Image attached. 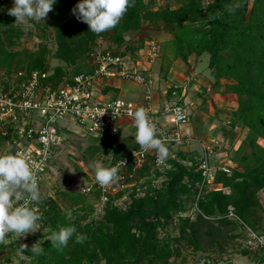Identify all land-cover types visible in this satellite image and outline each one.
I'll list each match as a JSON object with an SVG mask.
<instances>
[{
  "label": "trees",
  "instance_id": "obj_1",
  "mask_svg": "<svg viewBox=\"0 0 264 264\" xmlns=\"http://www.w3.org/2000/svg\"><path fill=\"white\" fill-rule=\"evenodd\" d=\"M162 1L165 3L157 6V0H134L114 28L96 34L89 31L86 22L78 20L73 14L72 9L78 0H56L47 14V20L39 26L40 30L44 29L41 36L45 38H41L35 51H28L26 63L21 51L10 48L25 34L24 28L15 23V16L8 10L1 12L0 68L5 69L7 74L12 71L28 74L36 70L43 85L57 87L67 80L72 81L75 75L92 71L86 55L98 45V38L117 45L115 50L118 52L136 56L147 38L156 37L146 34L138 41L129 37L128 33L132 30L140 32L161 23L177 42L176 58L187 61L191 55L209 53L208 67L216 77L214 90L218 89L220 78L233 80L225 87L226 92L237 95L238 106L226 122L232 128L231 142L235 133L233 128H248L245 138L231 157L241 169L215 167L207 180L196 154L180 149L175 151L170 147L172 153L167 161L170 167L163 173L151 171L149 163L136 170L137 182L146 177L136 186H147L143 188V195H138L134 189L125 208L110 199L101 218H92L85 223L81 220L89 218L92 206L83 193H63L69 206L75 207V213L77 210L83 212L70 217L63 212L61 204L49 196L44 199L47 208L42 207L41 212L37 210L43 226L49 227L38 242L43 246L44 253L35 255L30 250L26 251L30 256L27 264H172L170 258L175 253L173 243L159 238L158 229L170 223L173 212L186 210L189 197L194 198L201 186L198 206L203 214L196 213L194 220L180 217L179 237L195 249L202 248L201 225L236 224L225 216L229 205L234 206L241 219L250 221L257 229L263 210L258 192L264 188V147L258 142L259 138H264V0H253L250 8L249 0H209L207 3L202 0ZM7 2L0 0V7ZM11 7L13 5L8 9ZM229 8L234 10L229 11ZM49 30L53 32L56 43L54 51L45 40ZM51 55L61 63L52 67L49 61ZM162 70L165 72L166 66L164 69L161 66ZM110 88L104 87L103 92L107 93ZM8 137L9 134L6 135ZM110 150L113 156L107 167L127 152L114 147ZM104 151L97 144L88 147V153L93 154L91 156ZM150 174L152 178H147ZM160 175L164 179L160 186L155 187L152 183ZM124 192L121 191L119 196ZM95 196L100 197L99 190ZM68 225H75L76 232L86 238L77 243L74 234L63 250H57L47 237L51 231ZM205 234L218 242L211 228Z\"/></svg>",
  "mask_w": 264,
  "mask_h": 264
},
{
  "label": "built area",
  "instance_id": "obj_2",
  "mask_svg": "<svg viewBox=\"0 0 264 264\" xmlns=\"http://www.w3.org/2000/svg\"><path fill=\"white\" fill-rule=\"evenodd\" d=\"M97 44L95 49L86 55L92 71L75 75L72 81L67 80L57 87H52L42 84L39 71L35 70L28 74L18 71L20 87L13 85L12 89L0 88V144L4 140L7 141L8 144H12L14 154L27 158L37 175L38 186L44 180V174L55 158L56 147L66 131L115 140L121 132L122 123L127 122L135 129L133 116L129 113H134L140 107L146 110L156 128L158 138L168 147V156H171L170 147L174 149L195 140V137L183 128L191 120L192 104L182 100L181 95L177 98L171 97L179 85L172 84L163 88L165 96L155 104L153 96L156 78L152 66L161 55L157 39L147 38L136 56L118 52L115 50L117 45H110V42L101 37L98 38ZM41 76L45 77V74ZM108 77H121L143 85L144 102L126 100L118 96L107 100H102L101 97L93 99L94 91L101 92L104 88L101 87L100 81ZM61 122L66 124L61 125ZM8 134L9 137L6 138ZM203 147L205 153L203 157L201 156L200 167L205 179L209 180L214 167L206 156L209 146ZM167 161L168 157L157 163V153L154 149H133L112 162L111 166L118 168L119 179L115 183L101 186L97 182L93 187L100 191L99 198L103 201L105 199L103 202L105 204L110 200L109 188L114 190L118 188V192L125 191L123 198H130L134 189L138 195H143L145 193L143 188L147 186L136 187L143 182V180L137 182L136 170L144 163H149L151 171L163 172L170 167ZM128 178L132 180L129 181ZM201 194L202 186L194 197L192 211L178 216L194 220L196 213H202L198 206ZM30 205L34 206L28 201L27 206ZM225 216L239 226L242 233L241 248L254 256L253 260L244 264H264V232L256 230L241 219L233 205H229ZM170 223L177 226L179 218L172 216ZM192 249L189 264H236L228 253L195 252Z\"/></svg>",
  "mask_w": 264,
  "mask_h": 264
},
{
  "label": "rangeland",
  "instance_id": "obj_3",
  "mask_svg": "<svg viewBox=\"0 0 264 264\" xmlns=\"http://www.w3.org/2000/svg\"><path fill=\"white\" fill-rule=\"evenodd\" d=\"M157 6H160L161 4L165 3V1L157 0ZM204 3H207L209 0H202ZM253 0H249V8L252 5ZM14 3V0H8V2L3 6L0 7V14L1 12H6L10 6H12ZM174 5V4H173ZM48 15L44 18V20L40 21H32L31 27L28 30H24L25 34L22 36V38L18 41V43L14 46H10L11 49L21 51V56L23 57V62L26 63L27 60V53L28 51H35L38 47L39 42L41 41V38H45L42 32L44 31L43 28L40 30V25L42 23H45L47 20ZM15 23L16 17H15ZM19 24V23H18ZM22 26V25H21ZM40 26V27H39ZM150 28L153 33L156 35V39L159 42L161 55L160 58H156L154 64L156 63V68L161 65L163 67H168L171 61H173V58H176L175 53L177 52V42L172 36H166L163 37V35L156 30L168 32L166 28L163 27V25L155 24L153 27H146ZM158 28V29H157ZM145 31V30H141ZM156 31V32H155ZM162 31V32H163ZM140 32L136 33V37L134 39H138L141 35H139ZM129 35V34H128ZM130 37V35H129ZM154 38V37H153ZM48 43V45L51 47L52 51L56 49V43L54 40L53 32L49 30L47 32V38L45 39ZM139 41V39H138ZM197 59L194 57L192 58V63H195L196 65V74L200 75L203 73V67H207L209 64V53H203L202 58L200 56H197ZM50 65L53 67L57 65L58 63H61L58 59L54 58L53 55L49 56ZM202 62V63H200ZM198 70V71H197ZM163 71V70H162ZM209 71V68L207 69ZM212 71V70H211ZM190 72V70H189ZM191 73V72H190ZM188 73L189 75H192ZM17 72H10V74H7L5 69L0 68V88L9 89L13 87V85H19L21 84V80L19 82V77L17 76ZM214 73H212V76L208 78L209 84L213 83L216 80V77ZM162 76V74L160 75ZM202 78V77H201ZM156 81V80H155ZM204 83V82H203ZM141 87V90L139 93L137 92H129L126 89H122L121 92L115 91L113 95L117 94L118 97L124 98L126 100H132V101H140L145 92V87L141 86V84H138ZM203 87H206L207 90L209 88L210 92L213 91V85L212 87L210 85H202ZM102 87V84H101ZM105 87V86H104ZM201 87V89L203 88ZM191 87H189L190 89ZM194 87L192 91L189 92V95H194L197 98H199V101H202L201 98H205L203 96V92H200L198 89H195ZM103 92V89L102 91ZM192 92V93H191ZM194 93V94H193ZM199 93L201 96H198ZM203 93V94H202ZM224 93H226V87L222 88L220 94L215 95V93L210 94V100H204V103L202 105L203 109L198 106L196 109L200 110L201 112L197 111L194 113L191 117V122H193V125L196 127V134L199 133L200 137L199 139L202 141H206L207 145L209 146V150H207V158H209V161L214 167L223 159V157H232L234 155L233 152V145H230V138L231 133L230 129L228 127V124L226 126L223 125L224 120L226 121L229 119V116L233 109L237 108L238 101L235 100L234 104H231V100L227 99V96H224ZM100 93L94 91L93 99L97 97ZM198 94V95H197ZM111 94L104 93L102 96V100H107L109 98L114 97ZM181 95L180 89H176L174 95H172V98H177ZM208 95V96H209ZM116 96V95H115ZM190 99H192L190 97ZM227 123V122H226ZM66 124L65 122H61V125ZM187 126H184L183 128L185 130H189L191 127V124ZM214 124L215 126H212ZM128 125V124H127ZM212 126V127H211ZM239 128H242L240 126H237L238 131ZM206 129L208 132L204 131ZM220 129L224 135L229 134V137L227 136V140L223 142V139L216 138L214 139V135L216 131ZM199 131V132H198ZM229 131V132H227ZM232 131V130H231ZM135 129H133L130 125H128L126 128L122 129L121 133L118 135L117 139L115 140H109L108 138H94L92 139L89 135H81L80 133L76 131H66L64 135L61 136V142L56 147L55 152V158L52 161L51 165L48 167V170L44 174V180L39 186V190L41 193V199L39 201H30L33 203V207H36L38 211H43V208H47L45 205L44 199L51 196L55 198L62 206L63 212L66 213L69 217L74 216L76 214L81 215L83 212L80 210H77L75 213V207L71 208L69 206V202L65 200L64 192L67 191H77L80 193H83L86 196V201L91 204L92 208L89 211V218L88 219H82L81 223H85L89 221L92 218L99 219L103 216L105 213V203L104 201L98 197H96V192L98 189L93 187V184L97 183L95 179V170L93 167L94 162H100L103 166L107 167V163L113 156L112 150H110V147H114L115 149L119 151H125L129 150L130 146V140L134 137ZM239 137V133L237 135V132L234 133V138ZM245 138V137H244ZM243 138V139H244ZM243 141V140H242ZM235 142V140H234ZM242 143V142H241ZM91 144H97L102 146L106 151L99 152L95 154L94 156H91L90 152L88 153V147ZM0 151L2 155L5 154H14V149L12 147V144H8L7 141H2L0 144ZM129 145V146H128ZM198 140H194L188 145L184 146H176L174 148L175 151H177L176 148L183 150L193 152L192 150H199ZM195 146V148H194ZM227 152V155L220 154L221 152ZM205 151L204 147H202L201 155L203 157ZM198 157L201 159V157ZM224 161V160H223ZM222 165V164H221ZM151 173V172H150ZM147 178H152V174L148 175ZM146 177L142 180L145 181ZM161 179L156 178L154 182L152 183L155 187H158L160 185ZM139 185V184H138ZM92 187V189H91ZM91 190H90V189ZM118 188L114 190L113 188H109L108 191V197L113 200L116 204L119 206L125 208L127 207V204L130 202V198H123V194L119 196L120 192H118ZM128 196V193H127ZM258 197L262 198L264 200V188H262L258 192ZM194 202L193 196L189 197L188 201L186 202L185 209L183 211L179 212H173L172 216L180 218L178 215H183L184 213H188L192 211V203ZM43 207V208H42ZM263 210L260 212L257 224L259 225V229L261 231L264 230V215H262ZM248 225L254 227V224H251L250 221H245ZM40 223V230L25 234L24 236L18 237L16 234L9 233L7 234L6 238L3 241H0V264H27L30 261V256L26 253V251H29L31 247L42 240V235L45 234L49 227H44L42 222ZM211 228L214 232L216 239L218 242H214L212 238L205 234V231L207 229ZM263 228V229H262ZM46 229V230H45ZM201 243L202 248L195 249L191 244L187 242L184 238L179 237L180 232L178 225L175 226L173 223L165 224L163 227L158 229V237L159 238H166L169 243H173V247L175 249V253L171 256L170 260L172 264H189L190 257H191V250H195V252L199 251H206V252H217V253H239L242 245V237L240 234V228L238 229V225H221L219 226L216 223H204L201 225ZM204 232V233H203ZM219 243V245H218ZM26 244L28 247L23 249L21 251L20 245ZM5 245V246H3ZM223 250L221 249V247Z\"/></svg>",
  "mask_w": 264,
  "mask_h": 264
},
{
  "label": "clouds",
  "instance_id": "obj_4",
  "mask_svg": "<svg viewBox=\"0 0 264 264\" xmlns=\"http://www.w3.org/2000/svg\"><path fill=\"white\" fill-rule=\"evenodd\" d=\"M56 0H14L9 14L16 17V22L24 30L31 27L32 21L44 20ZM134 0H78L72 12L80 21L86 22L89 31L100 34L114 28ZM234 9L229 8V11ZM133 116L135 125L134 139L141 150L154 149L157 153V163L167 159L168 147L157 136V131L143 107L137 108ZM95 179L101 186L115 183L119 179L116 166L105 167L100 162H94ZM41 193L38 178L34 168L27 158L19 154L0 155V241L7 234L18 237L40 230L41 216L36 207L27 206L28 201H39ZM24 201L23 203H18ZM46 230V229H45ZM75 234L77 243L86 237L76 232L75 225L60 226L48 235L47 240L52 247L63 250ZM28 246L21 244V251ZM30 252L35 255L44 253L43 246L35 243Z\"/></svg>",
  "mask_w": 264,
  "mask_h": 264
},
{
  "label": "crops",
  "instance_id": "obj_5",
  "mask_svg": "<svg viewBox=\"0 0 264 264\" xmlns=\"http://www.w3.org/2000/svg\"><path fill=\"white\" fill-rule=\"evenodd\" d=\"M143 30H145V31H140V34H139V35H141L140 37H143L146 34H152V35L156 36L150 28H146V29H143ZM156 31L158 32V34L161 33L163 35V37L172 36L169 32H164L163 30H162L163 32L160 31L159 29L156 30ZM136 33H138V31L132 30L128 34L130 35V37H134L135 38L136 37L135 36ZM194 57L197 59V57L195 55H191L188 58L187 61L183 60L181 57L173 58L174 60L171 61V63L169 64L168 67H166V71L165 72H164V70L161 71V65H159L156 68V63L153 64L152 72H153V74H154V76L156 78V82H155L156 83V88L154 89V96H153L154 100H155V104H157L158 101L161 100L165 96L163 88L168 87V86H170L172 84H177V85L180 86L179 88H181L180 92H181V96H183L182 100H186V101H188V102H190L192 104V114H191V117H192L193 114L196 112V110H197L196 108L198 106H200V108L203 109L202 105L204 103V100H207V98H208V101H209L210 100V95L211 96L213 95L212 93H215V95L220 94L222 88H224L227 83H231L233 81L229 77H222L218 81V85H219L218 89L213 90L215 92H210L209 88L207 90V88L203 87L202 85H210V86L214 85L215 81L212 84L211 83L209 84V80H208V78H210L212 76L213 71H211L212 69L209 68L208 65H207V67L206 66L203 67V71H202L203 73H201L200 75H197L196 74V66H195L196 64L192 63V58H194ZM200 63H202V62H200ZM208 68H209V71H207ZM163 69H164V67H163ZM189 70H190L191 73L189 72ZM188 73H190L192 75H189ZM161 74H162V76H160ZM100 84H102V88L104 86L105 87H111L108 90V92H107L108 94H111V95H113V93L115 91L121 92V90L123 88L126 89L129 92H137V93H139V91L141 90L140 85H138L139 83H137L136 81H132V80L121 78V77H108V78H105V80H101ZM141 86H143V85H141ZM189 87H191V88L189 89ZM194 87H196L195 88L196 90L198 89L200 92L205 93V94L202 93L203 96L205 97V98H201L202 101H199V98H197L196 96H194L192 94L188 96L189 92L192 91V89ZM201 87H203V88L201 89ZM182 89H183V94H182ZM98 93H100V94L97 95V97H101L102 98V96H103V94L105 92H98ZM115 95L117 96V94H115ZM115 95H113V96L115 97ZM198 96H201V94L199 93ZM224 96H227V99H230L231 102H232L231 104H233L235 106L234 102H235V100H237V95L236 94L230 93V92H226V93H224ZM190 97L192 99H190ZM138 102H144V96ZM201 109L200 110L198 109L197 111L201 112ZM194 117H195V114H194ZM190 124H191L190 129L189 130H185V131H187L188 133L192 134L195 137V140L199 141V145H202V146H200L198 151L197 150H192L193 153L196 154L199 157L201 155V151H202L203 145L207 144V143H206V141H204V140L201 141L199 139V137H200L199 135L200 134L199 133L196 134V132H195L196 127L193 125V122H191ZM223 125L224 126L227 125L225 120L223 122ZM127 126H128L127 122L122 123L121 131H122V129L126 128ZM212 126H215V125L212 124ZM228 127H229L230 132H231L232 128L230 126H228ZM233 130H237V127L233 128ZM204 131L206 132L207 130L204 129ZM207 132H208L207 135H209V131H207ZM227 132H229V131H227ZM235 132H237V135L239 133V137H237V138L233 137L232 142L230 141V145H233L235 143V145L233 146L234 147L233 151L236 150L240 146L243 138L246 136V134L248 132V128H239L238 131H235ZM227 136L229 137V134L224 135L223 132L220 129H218L216 131L215 135H214V139H216V138L223 139V142H225V140H227V138H226ZM234 140H235V142H234ZM258 142L264 147V138H259ZM199 145H197V146L199 147ZM130 146L131 147L129 148V150H126L127 152H129V151H131L133 149H136V148L137 149L140 148V146L136 143L134 137L131 138V140H130ZM194 148H195V146H194ZM171 153H172V151H171ZM220 154L227 155V152L225 151V154H224V152H221ZM215 167H223V168H226V169H232V168H240L241 169L239 164H237L231 157H228V156L223 157V159L220 161V164L218 163ZM160 176H163V175H160ZM160 176L158 178H160ZM160 179H161V182H162L163 179H164V176L162 178H160ZM260 201H261V203L263 205L262 215H264V200L262 198H260ZM236 225H237V223H236ZM258 227H259V225L257 224V229L256 230H258L260 232H264V230L261 231ZM238 229H239V226H238ZM240 234H241V237H242V233L241 232H240ZM239 251H240L239 253H230V252L228 253L230 259L234 263H236V264H244V263H248V262H250L251 260L254 259V256L251 255L249 252H247L245 249L241 248Z\"/></svg>",
  "mask_w": 264,
  "mask_h": 264
}]
</instances>
